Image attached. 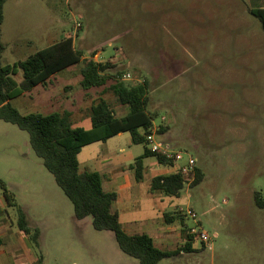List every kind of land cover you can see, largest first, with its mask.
<instances>
[{"label":"rangeland","instance_id":"obj_1","mask_svg":"<svg viewBox=\"0 0 264 264\" xmlns=\"http://www.w3.org/2000/svg\"><path fill=\"white\" fill-rule=\"evenodd\" d=\"M263 6L264 0H8L5 4L4 66L72 36L86 58L98 52L100 61L116 65L112 73L122 70L125 77L130 75L123 76L124 82L146 79L148 111L156 115L155 140L196 159L204 176L199 185H185L179 197H162L149 193L151 181L146 179L135 200L126 203L130 209L140 206L136 217L145 220L156 218L153 210L160 212V219L177 207L184 213L191 210L197 220L187 218V226L198 224L209 234L210 247L194 239L195 251L188 257L162 264H264V257L249 252L252 244H246L249 238H264V225L255 224L264 223V211L255 204L256 193L264 200V31L249 13ZM170 59L174 62L166 65L171 68L159 66L161 60ZM175 61L179 63L174 66ZM82 68V63L72 66L51 81L50 90L21 95L12 105L23 115L73 110L71 124L91 128L87 105L93 95L82 101ZM14 78L20 82L22 72ZM106 97L117 106L112 92ZM97 147L83 152L82 166L95 156ZM102 148L113 167L103 171L101 165L92 164L111 179L122 169L129 172L128 162L133 164L145 145L113 140ZM144 165L147 176L175 171L158 164L155 157L146 158ZM0 182L12 188L17 204L5 210L13 233L20 234L19 206L32 220H42L43 213L51 216L43 222L40 248H24L12 264H31L37 257L43 264H113L103 236L108 232L91 228L92 234L83 240L74 238L65 227L75 215L73 204L31 149L29 134L2 120ZM132 215L130 211L124 216ZM248 216L250 227H243Z\"/></svg>","mask_w":264,"mask_h":264},{"label":"trees","instance_id":"obj_2","mask_svg":"<svg viewBox=\"0 0 264 264\" xmlns=\"http://www.w3.org/2000/svg\"><path fill=\"white\" fill-rule=\"evenodd\" d=\"M8 0H0V120L17 126L29 134V143L33 152L42 160L43 166L50 172L71 201L75 217L78 220L92 218L94 230L111 232L119 249L127 256L137 260L139 264H159L165 259L193 252L195 241L189 234L186 224L187 215L177 209L164 214V221L170 225L178 222L183 230L185 244L176 251H163L156 248L153 240L146 234L129 235L119 222V216L113 207L118 200L116 192L103 190L99 173L81 171L78 155L82 149L95 142H107L120 133L128 132L134 144H144L145 150L136 158L130 169L134 170L137 182L143 181L144 160L155 157L159 164L173 167L171 161L152 153L147 148L146 137L152 133L153 121L156 115L148 111L149 83L145 79L142 83H126L123 81V71L117 70L112 63H97L90 59H83L84 53L77 50L72 36L30 55L26 60L11 66H4L2 55L6 49L2 41V26L4 23V7ZM249 13L257 18L264 31V9H250ZM83 61L82 82L83 90L103 89L112 92L117 102L129 108V113L117 118L112 105L100 97L90 110L91 129L75 127L70 122L71 113H30L21 114L13 105L12 100L27 93H31L38 86H45L57 73L79 64ZM22 72V80L17 82L15 76ZM158 132V131H157ZM159 133H164L160 128ZM204 176L199 168L196 169L195 179L191 187L199 185ZM185 186L183 175L177 171L154 177L150 183V193L161 194L166 197H179ZM2 195L10 207L17 206L14 196L5 183L0 182ZM260 196L256 193L255 204L260 206ZM17 226L28 238L34 249L40 248V230L31 227L26 214L17 208ZM2 241L0 239V245ZM35 264H43L39 257Z\"/></svg>","mask_w":264,"mask_h":264},{"label":"crops","instance_id":"obj_3","mask_svg":"<svg viewBox=\"0 0 264 264\" xmlns=\"http://www.w3.org/2000/svg\"><path fill=\"white\" fill-rule=\"evenodd\" d=\"M260 9H264V6L261 7ZM165 57H167V56H165ZM83 59H88V58H86L84 56ZM93 60L97 63H106L107 61H109V60H105L103 62L100 61L98 52L95 54ZM114 60H115V62L114 61H112V62L117 64L116 63V62H118L117 59H114ZM171 60L172 59L161 60L159 66L165 67V68H171L170 66L166 65L167 62H172V63L174 62L173 60L172 61ZM176 62L179 63L178 61H175L174 66L176 65ZM80 63L83 64L84 62L81 61ZM71 67H69V68H71ZM69 68H67V69H69ZM67 69H65V70H67ZM65 70H63V71H65ZM63 71H61V72H63ZM61 72L57 73L45 86L38 85L33 89V91L40 90V88H45L47 90H50L51 81L53 79H55L56 77H58ZM79 74H81V76H82V69L80 70ZM78 76H80V75H77V77ZM126 76H128V75H126ZM124 78H125V76H124ZM81 82H82V79H81ZM136 82L142 83V82H139V80H136ZM47 90H46V92H47ZM106 94H107V92L103 91V89H92V90L84 91V93H83L84 100H82V101L84 102L85 99H89L91 97V95H93V97L89 99V105H87V107L91 108L92 104L95 101H97L100 97L104 98L107 102L110 103L111 100L108 97H106ZM114 99L117 100L116 97ZM119 105L120 104L117 102V106L116 107L112 106V107L115 111L116 117L122 118V117L126 116L130 110L128 107L125 109H121L120 107H118ZM87 107H84V109H86ZM78 109L81 111L80 107ZM70 113L73 114V110H71ZM154 126L155 125L153 123V127ZM88 129H91V128H88ZM113 140H121V141L125 140L127 142L128 146L134 145L132 137L128 132L120 133L117 136H115L114 138L109 139L107 142H95L93 144H90V145L84 147L82 149V151L80 152V154L78 155L80 170L99 173V175L101 176V179H102L103 190L106 192H116L118 194V200L115 203L113 209H114V211H116L118 213L119 222L121 223V225L123 226V228L127 234H129V235L146 234L152 238L154 246L156 248H158L159 250L176 251V250L180 249L185 244V238L183 235L182 227L180 224L178 225V222H175L173 224L168 225L165 223L164 218H162V219L159 218L160 212L157 213L154 210H153V213L156 216L155 219L149 218V219L145 220V219L137 218L136 212L140 211V206L131 207V209H130V207L128 208V206H126V203L129 200L134 201L135 198L137 197L138 193H140V187L139 186H140L141 182L139 183L136 181L134 170L130 169L132 162H128L129 170H130L129 172H127L125 169H122L121 171L116 173L115 177H113L111 179H105L103 174H101L97 170L99 168H97V167H96L97 169L95 168L94 164L101 165V168L103 169V171H108L109 169H111L113 167V164L108 163L107 160L104 159L107 156L104 155V151L102 148L103 144H108L109 142H111ZM100 144H102V145H100ZM94 146H98L97 147L98 151L96 152L95 156H93L90 160L86 161L84 163V166H82V164L80 163V157L82 156V154L85 150H90L91 148H94ZM89 153L90 152H88V154ZM108 156H109V153H108ZM92 163H94V164H92ZM166 167H169V166H166ZM177 167H178V165L173 163V167H171V168H174L175 171H177ZM196 168H198V167H196ZM152 169H155V171H159V168L157 167V165H153ZM157 176H160V175H156V176L148 175L147 176L146 167L144 165V174H143V181L142 182L146 181V179H149L150 181H152V179L154 177H157ZM6 186H7L8 190L13 194L12 188L9 187L8 185H6ZM149 193H150V188H149ZM150 194L151 195H160L163 197V195L157 194V193L156 194L150 193ZM0 195H1L0 196V239L2 241V243L0 245V264H12V261L15 258L20 257L21 255L24 254V251H23L24 248L26 251H28L30 248H33V247L31 246L28 238L25 236V234L20 229H19V232H20L19 235L16 233H13V231L11 230L10 219L5 214V210L7 208H9L10 206L1 193H0ZM13 196H14V194H13ZM14 203L16 204L15 199H14ZM260 204H261L260 206H257V205L256 206L260 210L264 211V200H261ZM19 208H21V210L26 214L27 219H28L31 227H36L40 230V233H41L40 246H41V243H42L43 238H44V231H43L44 223L43 222L46 220H50V218H51L50 214L40 213L39 216L42 214L40 216L41 218L43 217L42 220H32L29 217V211L26 208H24L23 206H19ZM177 209H181V208L177 207L174 211H176ZM130 211H132V214H133L132 217H130V218L125 217L124 215ZM164 214L165 213H163L161 215L164 217ZM245 218H246V216H245ZM248 218H250V216H248L247 219H245L246 223L244 224L243 227H250L248 221H251V220H249ZM262 222L263 221H259V223L257 222L255 224L256 225H258V224L264 225V223H262ZM65 227L69 228V231L73 234L74 238L78 239V240H83L86 237V235L92 234L91 228H93L92 220L89 221L88 218H85L83 220H78L75 217V215L69 217V222L67 223V225H65ZM103 236H104V239L107 240L108 249H110L109 259L111 260V262L113 264H135V263H133V261H131L129 259V256L124 254L119 249L117 242L115 240V237L111 232H108L107 234H105ZM246 244L247 245L252 244V246L248 247V249H247L249 252H256L260 255V257H262V258L264 257V238L263 237L256 238L255 240L249 238L246 241ZM192 249L194 252L195 249L193 248V245H192ZM191 253H185L182 251L179 256H176V257H173L170 259H165V260H174L178 257H182V258L185 257L186 258ZM38 258L39 257H37L35 259V261L32 262L31 264H35L38 261ZM165 260H163V261H165ZM163 261H161L159 264H162ZM171 262H173V261H171Z\"/></svg>","mask_w":264,"mask_h":264},{"label":"built area","instance_id":"obj_4","mask_svg":"<svg viewBox=\"0 0 264 264\" xmlns=\"http://www.w3.org/2000/svg\"><path fill=\"white\" fill-rule=\"evenodd\" d=\"M130 76H126L125 78H129ZM165 121V118L162 119ZM157 128L152 129V133L146 137L148 149L161 157H163L167 161H171L178 165L177 172L183 175L185 185H191L195 179L196 175V159L189 155L187 152H182L179 150H175L172 148L170 143L157 142L155 140L157 136ZM186 159V162L183 161ZM185 214L188 218L197 220L196 214L191 210H186ZM189 234L194 238L200 240L205 247H210V236L207 232L202 230L198 224L196 226L189 228ZM216 237V236H215Z\"/></svg>","mask_w":264,"mask_h":264}]
</instances>
